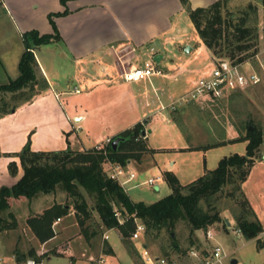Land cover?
Instances as JSON below:
<instances>
[{
	"label": "crops",
	"instance_id": "0c3cea01",
	"mask_svg": "<svg viewBox=\"0 0 264 264\" xmlns=\"http://www.w3.org/2000/svg\"><path fill=\"white\" fill-rule=\"evenodd\" d=\"M189 1L196 9L219 0H200L199 4ZM50 15H53V23ZM31 31L59 38L34 52L39 65L38 78L44 77L49 88L29 100L26 97L7 105V109H12L10 113H5L4 105H0V190L12 187L22 177L23 168L16 155L30 141L29 147L34 152L65 151L69 147L85 152L104 147L109 139L138 123L148 125L145 137L148 140V133L153 134L154 127H159V120L163 119L155 116L159 88L154 85V77L158 76L139 83L123 79L125 72L142 65L140 52L152 51L151 58L155 61L158 58L156 62L165 68H176L173 60L193 62L196 54L204 55L205 62L212 58L181 0H68L66 3L62 0H0V85L20 76L19 63L26 50L24 34ZM173 50L177 60L164 53ZM188 67L196 69V65ZM194 72L186 70L185 81L189 87L184 93L191 88ZM75 89L81 92L76 93ZM171 93L168 99L172 98ZM195 147L170 150L191 152ZM262 154L264 156V152ZM263 156L251 168L243 191L264 227ZM221 159H217L218 164ZM13 162L18 168L15 176L9 170ZM128 169L135 170V165L130 162ZM208 170L211 169L205 164L194 178L182 182L176 161L168 169L182 185L195 181ZM149 172H141L139 176ZM112 250L114 253L113 247ZM43 262L95 264V257L85 250L79 256L70 246Z\"/></svg>",
	"mask_w": 264,
	"mask_h": 264
},
{
	"label": "trees",
	"instance_id": "16d2710c",
	"mask_svg": "<svg viewBox=\"0 0 264 264\" xmlns=\"http://www.w3.org/2000/svg\"><path fill=\"white\" fill-rule=\"evenodd\" d=\"M67 1L62 0L63 3ZM229 2L230 0H219L206 8L193 9L189 0H181L201 41L214 60L229 61L233 64L253 60V63H256L254 58L261 43H264V26L260 25V6L257 3H248L233 13L225 11ZM261 6L264 8V0H261ZM52 16L50 15L51 23ZM58 38L59 36H40L37 31L24 34L26 50L19 63L20 76L8 84L0 85V97L3 93H10L13 96L28 94L26 97L29 100L49 88L44 77L38 78L39 65L34 52L38 46L49 44ZM27 89L28 93H24ZM213 101L218 100H209ZM7 107L4 103L5 113H10L12 109ZM248 116L234 124L238 133L237 138L222 139L192 149L209 150L228 143L245 142L244 155L233 154L222 158L216 169L207 171L187 185H182L173 172L167 171L164 178L171 188V194L152 204L132 201L123 187L109 177L106 166L110 161L126 167L131 160L140 158L141 153L147 150L146 143L139 141L144 137V123H138L117 136L124 140L115 151L112 142L117 137L105 147L85 152L71 149L34 152L28 145L16 155L20 158L23 168L22 177L12 187H3L0 190V214L10 208L13 200L30 201L41 195H52L61 191L67 194L72 203H54L41 214L27 220L41 244L56 236L55 222L68 216L72 207L85 237H88L86 224L89 221L94 224L95 215L99 218V227L105 230L118 229L124 239H131L135 230L134 218L144 223L147 233L158 235L166 229L172 235L178 224L185 222L194 235L219 223H224V227L227 228V222L221 217L218 208L219 196L225 193L236 201L239 208L234 212V219L242 237L247 241L259 240L264 233V227L243 191V184L255 161L263 156L264 129L256 125L250 115ZM9 170L15 176L18 170L16 163H11ZM88 198L94 200V205L88 204ZM117 212L129 220L121 225ZM173 246L179 248L175 240ZM263 247L264 243L260 245V248ZM58 251L59 249L37 252L36 249H32L28 254L17 251V262L20 264L28 259L43 262L53 253L58 254ZM110 251L109 248L107 252Z\"/></svg>",
	"mask_w": 264,
	"mask_h": 264
},
{
	"label": "rangeland",
	"instance_id": "374dc122",
	"mask_svg": "<svg viewBox=\"0 0 264 264\" xmlns=\"http://www.w3.org/2000/svg\"><path fill=\"white\" fill-rule=\"evenodd\" d=\"M200 2V0H195V4ZM248 3H257L260 6V25L264 26V8L261 6V0H230L225 11L236 13L239 8L246 6ZM164 53L172 58L174 50ZM258 53H260L261 62L264 64V43H261ZM138 55L141 59L140 64L143 65L145 60L151 58L152 51L147 53L143 51ZM193 56L195 57L192 59L193 62H188V64L184 63L186 62L185 60H173L172 62L177 64L176 68L162 67L169 74L165 78L154 77L156 80L154 85L159 88L157 100L160 97L164 104H169L180 98L185 94V89L189 87L185 81L187 77L185 75L186 70L188 72L195 71L194 75L191 76L194 78L196 72L213 59L210 58L205 62L204 55L196 54ZM198 56L199 58H196ZM174 58L177 60V57ZM251 62L253 63L254 61L251 60ZM191 65H196V69H190L188 66ZM253 66L256 69L259 67L256 63H253ZM167 79H174V81ZM148 87L151 89L150 86ZM169 92H172L173 96L168 99ZM24 93H28V89ZM1 96L3 98H0V105L5 103L10 106L12 102L26 98L28 94L13 96L10 93H3ZM63 102L66 104L67 100L64 98ZM248 115L252 117L256 125L264 129V83L245 90L235 91L228 97L218 101H201L180 106L174 112H157L155 116L163 118L162 121L159 120V127H154L153 134L148 133V140L145 138L146 135L143 139H139V141L146 143L147 150L141 153L139 159L130 161L135 165L134 171L138 175L144 171H151L148 174L138 176L136 183H142L160 175L164 178L165 173L170 168V164L175 161L181 169L179 174L181 181L186 182L185 180L189 181L194 178L197 172L204 168L205 164H207L209 169L214 170L218 166V158L221 159L233 154L244 155L246 153L245 142L228 143L208 151L195 150L188 152L185 150L179 152L170 149L173 147H201L222 139H231L230 137L235 136L237 138L238 133L234 124L245 120L249 117ZM147 126V124H144L146 134ZM151 148L154 151H150ZM155 148H168V150H155ZM68 149L71 148L69 147ZM263 152L264 147L262 149ZM128 165L126 166L127 169ZM127 193L134 202L152 204L170 195L171 188L164 178L157 187L141 185L128 190ZM219 197L218 208L221 212V217L226 222L229 221L230 225L227 224L226 228L224 223H219L210 228L216 241L228 252L232 253L233 258L238 260V264H264V247L260 248V245L264 243V235L262 234L259 240L252 241H247L243 237L237 236L234 233V228L237 225L234 219V212L239 209L237 203L225 193ZM68 202L72 203L71 199L68 198L66 193L61 191L52 195H41L30 201L13 200L10 208L0 214V257L5 260L6 264L18 263L17 251L28 254L32 249H36L37 252H43L45 250H61L70 246L74 248L79 256L84 250L86 253L89 252L94 255L95 260L104 256L107 264H145L141 257L144 245L153 254L165 256L171 261H175L176 264H192L189 257V252L192 249H209L215 244L214 240L209 239L203 233L204 231H198L193 235L190 227L185 222L178 224L174 237L164 229L158 235L147 233L146 231L141 241L124 239L118 229L105 230L99 227V218L96 215L94 216V224H92V221L87 222L88 237H85L78 225L76 212L73 207L68 216L63 217L59 224L54 225L56 238L47 245L41 244L29 227L27 220L30 217L41 214L54 203L64 204ZM88 204L90 206L94 205V200L88 198ZM106 235L108 238H105ZM174 240L178 244V249L173 246ZM112 247L115 249L114 253L112 252ZM109 248L111 251L107 252Z\"/></svg>",
	"mask_w": 264,
	"mask_h": 264
},
{
	"label": "built area",
	"instance_id": "2783aa9c",
	"mask_svg": "<svg viewBox=\"0 0 264 264\" xmlns=\"http://www.w3.org/2000/svg\"><path fill=\"white\" fill-rule=\"evenodd\" d=\"M254 59L259 66L258 69L253 66L251 61H247L243 64H233L229 61H216L211 59L196 72L191 83V88L187 93L169 104H164L159 97L157 112H174L178 107L183 105L201 101L220 100L228 97V95L235 91L261 85L264 83V64L261 62L260 53H258ZM168 74L169 73L166 69H163L152 57L145 61L142 66L134 67L125 72L123 74V79L128 83H139L149 80L154 76L165 78ZM75 92L80 93L81 91L80 89H75ZM110 143L111 139L106 142V145ZM107 171L109 177L117 181L126 192L141 185L157 187L164 179L163 176L160 175L156 178H150L142 183H136L139 176L137 172L110 161L107 162ZM116 215L121 225L129 220L128 217L123 216L119 212H117ZM60 221L61 219H58L55 224ZM134 222L135 230L131 235V239L133 241H141L146 234V226L138 218H134ZM203 233H205L209 239L214 240L215 244L209 249H192L189 252L192 264H231L232 259H234L232 253L228 252L219 242L216 241V238L213 236L210 229L204 230ZM234 233L237 236L242 237L241 231L236 227L234 228ZM105 238H108V236L106 235ZM141 257L145 264H176L175 261H171L165 256L153 254L145 245ZM0 264H6L2 257H0ZM21 264H44V262H37L35 259H28ZM95 264H107V261L104 256H101L99 259L95 260Z\"/></svg>",
	"mask_w": 264,
	"mask_h": 264
},
{
	"label": "water",
	"instance_id": "95a60500",
	"mask_svg": "<svg viewBox=\"0 0 264 264\" xmlns=\"http://www.w3.org/2000/svg\"><path fill=\"white\" fill-rule=\"evenodd\" d=\"M156 61H158V58H156ZM251 130H252V127L250 128V131H251ZM145 135H146V132L143 133V136H145ZM123 140H124V139H123L122 137H117V138L112 142V148H113L114 151L118 149V146H119L120 142L123 141ZM263 160H264V156H263ZM227 224L230 225V222L227 221ZM174 236H175V234L172 233V237H174ZM238 263H239V262H238V260H236V259H232V261H231V264H238Z\"/></svg>",
	"mask_w": 264,
	"mask_h": 264
}]
</instances>
